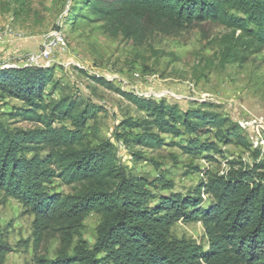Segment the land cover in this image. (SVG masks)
<instances>
[{
  "label": "trees",
  "instance_id": "trees-1",
  "mask_svg": "<svg viewBox=\"0 0 264 264\" xmlns=\"http://www.w3.org/2000/svg\"><path fill=\"white\" fill-rule=\"evenodd\" d=\"M83 8L113 34L136 42L152 31L168 33L210 22L238 31L235 42L245 51L264 47V0H83ZM230 49L223 50L222 63L235 56ZM52 77V69L40 66H0V94L25 105L20 112L24 120L41 124L23 133L0 122V190L34 215L36 244L53 225L66 231L89 213L101 218L93 243L79 239L68 252L67 239L56 257H39L38 264H264V151L252 150V167L230 160L225 174L209 175L202 186L212 199L206 208L200 196L172 191L152 204L156 196L142 178L127 175L116 163L110 143L95 146L87 139L83 129L93 117L89 105L68 96L45 103ZM125 95L146 114L126 121L142 129L134 141L144 147L158 146L160 134L178 135L183 128L190 135L185 149L192 154L216 149L214 143L200 141L209 133L251 148L234 122L206 105L180 109L176 102ZM54 120H68L71 128L54 126ZM120 137L127 142L125 133ZM55 177L77 188L69 194L56 192ZM159 181L171 190L165 179ZM179 220L201 222L207 246L173 237L170 227ZM9 250L0 232V264Z\"/></svg>",
  "mask_w": 264,
  "mask_h": 264
},
{
  "label": "rangeland",
  "instance_id": "rangeland-1",
  "mask_svg": "<svg viewBox=\"0 0 264 264\" xmlns=\"http://www.w3.org/2000/svg\"><path fill=\"white\" fill-rule=\"evenodd\" d=\"M72 9L76 10L72 13ZM55 33L63 44L56 43ZM237 36L238 31L204 22L168 33L152 31L136 42L113 34L104 22L95 20L83 8V0H0V66L52 69L54 85L46 87L45 103L68 96L89 105L93 117L83 129L87 139L95 146L108 141L116 163L127 175L142 178L156 196L152 204L172 191L200 196V205L206 208L212 199L202 186L209 175L225 174L230 160L252 167V150L264 151V47L245 51L235 42ZM228 46L235 56L222 63ZM126 93L176 102L180 109L206 105L234 122L251 148L209 133L200 141L214 143L217 150L192 154L185 149L190 135L183 128L178 135L160 134L158 146L144 147L134 141L142 129L126 121L141 120L146 114ZM24 108L21 101L0 94V122L7 129L26 133L41 126L23 119ZM53 125L71 128L68 120H54ZM160 177L172 185L171 190L163 188ZM52 186L63 194L77 188L60 177L53 179ZM100 218L89 213L79 226L66 231L53 225L36 244L34 215L0 190V232L10 249L4 264H38L39 257L54 258L66 248L67 239L71 242L68 252L79 239L93 243ZM170 234L207 246L198 221L179 220L170 227Z\"/></svg>",
  "mask_w": 264,
  "mask_h": 264
},
{
  "label": "built area",
  "instance_id": "built-area-1",
  "mask_svg": "<svg viewBox=\"0 0 264 264\" xmlns=\"http://www.w3.org/2000/svg\"><path fill=\"white\" fill-rule=\"evenodd\" d=\"M54 39L56 40V43H59V44H63V39H62V37L60 36V34L59 33H55L54 34ZM45 66V65H44ZM41 67V66H40ZM43 67V66H42Z\"/></svg>",
  "mask_w": 264,
  "mask_h": 264
}]
</instances>
